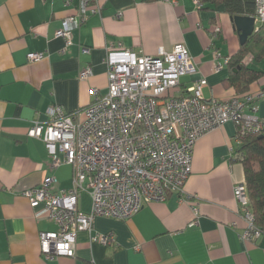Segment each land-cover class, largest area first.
I'll list each match as a JSON object with an SVG mask.
<instances>
[{
    "label": "crops",
    "instance_id": "crops-1",
    "mask_svg": "<svg viewBox=\"0 0 264 264\" xmlns=\"http://www.w3.org/2000/svg\"><path fill=\"white\" fill-rule=\"evenodd\" d=\"M78 1L66 6L62 0H0V264H264V231L242 237L246 219L233 188L244 181V172L232 121L197 138L182 190L168 191L163 201L143 203L126 219L96 217L92 230L112 234V241H90L88 231L79 230L74 256L40 254L39 230L56 225L34 216L40 205L31 206L20 190L49 174L57 178L56 189L69 187L72 167L61 163L51 168L45 143L29 136L27 128L35 118L48 120L52 103L73 112L92 100V87L106 91L107 44L154 54L181 42L196 68L180 77L182 93L199 77L207 80L205 99H227L236 92L229 76L237 70L228 64L220 70L213 66L214 51L221 58L240 46L233 20L222 8L197 6L194 0H97L100 11L73 28L65 45L55 30L75 13ZM213 24L220 26L215 37L210 35ZM29 52L42 56L32 59ZM243 60L264 69L250 55ZM86 65L90 74L80 78ZM263 89L264 72L243 91L258 94L254 102L260 117ZM78 204L89 210L87 191ZM192 207L198 210L196 223H191Z\"/></svg>",
    "mask_w": 264,
    "mask_h": 264
},
{
    "label": "built area",
    "instance_id": "built-area-1",
    "mask_svg": "<svg viewBox=\"0 0 264 264\" xmlns=\"http://www.w3.org/2000/svg\"><path fill=\"white\" fill-rule=\"evenodd\" d=\"M68 6L72 0H62ZM197 6L199 0H194ZM100 11L97 0H79L75 13L66 15L55 34L70 42V33L91 13ZM253 31L264 30V0H254ZM120 16V11L115 13ZM213 27V28H212ZM211 37L220 27L213 24ZM215 70L227 63L214 51ZM36 59L41 52H29ZM106 91L95 87L92 100L82 109L67 112L58 103L48 106L50 118L34 119L27 134L45 141L51 168L61 163L72 167L71 186L56 189L57 178L45 175L38 184L22 187L20 193L34 216L52 221L54 229H40L39 252L44 258L74 256L76 232L87 230L90 241L107 244L109 233L93 231L96 217L126 219L143 203L163 201L168 191H180L191 171L192 151L197 138L226 121L236 124L234 138L242 142L246 133L264 130V116L256 114L258 94H233L227 99H205L199 77L182 86L180 77L196 71L186 46L177 42L156 53L136 52L122 44L110 43L104 56ZM90 74L88 65L79 77ZM262 94V93H260ZM57 145L63 156L57 154ZM83 191L90 196L87 211L79 207ZM233 195L246 219L242 237L252 238L261 231L252 223L243 182L235 184ZM197 222L198 210L192 207ZM234 223V222H232Z\"/></svg>",
    "mask_w": 264,
    "mask_h": 264
},
{
    "label": "trees",
    "instance_id": "trees-1",
    "mask_svg": "<svg viewBox=\"0 0 264 264\" xmlns=\"http://www.w3.org/2000/svg\"><path fill=\"white\" fill-rule=\"evenodd\" d=\"M199 3V6L206 4L212 9L222 8L231 18L234 15L254 13V0H199ZM246 55H250L254 63L264 60V30L253 31L247 40L240 44L237 51L228 57L226 64L232 66L234 71L237 70L229 76V82L234 85L236 91L233 94H243L241 92L246 90L249 83L264 72L261 67L246 64L243 60ZM260 134L261 132L246 133L235 149L237 160L243 167V183L247 206L252 214V223L262 232L264 231V134L259 136Z\"/></svg>",
    "mask_w": 264,
    "mask_h": 264
},
{
    "label": "water",
    "instance_id": "water-1",
    "mask_svg": "<svg viewBox=\"0 0 264 264\" xmlns=\"http://www.w3.org/2000/svg\"><path fill=\"white\" fill-rule=\"evenodd\" d=\"M234 27L238 32L239 43L242 44L247 37L253 32L254 16L251 15H234L232 17ZM264 131L259 136H262Z\"/></svg>",
    "mask_w": 264,
    "mask_h": 264
},
{
    "label": "bare ground",
    "instance_id": "bare-ground-1",
    "mask_svg": "<svg viewBox=\"0 0 264 264\" xmlns=\"http://www.w3.org/2000/svg\"><path fill=\"white\" fill-rule=\"evenodd\" d=\"M122 46H123V45H122ZM48 115H49V114H48ZM49 118H50V116H49ZM33 120H34V119H33ZM33 120H32V121H33ZM31 123H32V122H31ZM27 129H28V128H27ZM44 143H46V142L44 141ZM57 151H58V152H62V154H63V151L59 149L58 145H57ZM70 186H71V185H70ZM51 222H52V221H51ZM110 235L112 236V234H110ZM112 238H113V236H112Z\"/></svg>",
    "mask_w": 264,
    "mask_h": 264
},
{
    "label": "rangeland",
    "instance_id": "rangeland-1",
    "mask_svg": "<svg viewBox=\"0 0 264 264\" xmlns=\"http://www.w3.org/2000/svg\"><path fill=\"white\" fill-rule=\"evenodd\" d=\"M220 27V26H219ZM213 28V27H212ZM262 63H264V60H261V62L259 63L260 65L262 64ZM243 93H245V92H243Z\"/></svg>",
    "mask_w": 264,
    "mask_h": 264
}]
</instances>
